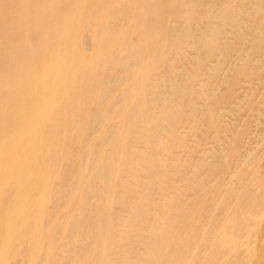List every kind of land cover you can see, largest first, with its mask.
<instances>
[{
    "label": "bare ground",
    "instance_id": "1",
    "mask_svg": "<svg viewBox=\"0 0 264 264\" xmlns=\"http://www.w3.org/2000/svg\"><path fill=\"white\" fill-rule=\"evenodd\" d=\"M0 264H264V0H0Z\"/></svg>",
    "mask_w": 264,
    "mask_h": 264
}]
</instances>
